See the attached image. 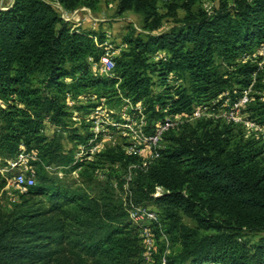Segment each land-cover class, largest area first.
Wrapping results in <instances>:
<instances>
[{"label": "trees", "instance_id": "trees-1", "mask_svg": "<svg viewBox=\"0 0 264 264\" xmlns=\"http://www.w3.org/2000/svg\"><path fill=\"white\" fill-rule=\"evenodd\" d=\"M57 1L72 10L93 8L97 0ZM167 1L172 23L162 27L156 0H117L116 13H135L143 30L123 36L110 77L89 71L88 57L104 54L100 31L72 29L46 0H12L0 9V162L8 165L33 149L40 159L37 182L19 201L9 209L0 201V264H142L137 227L122 203L111 193L63 187L45 167L70 172L83 164L73 148L61 149L59 136L47 141L41 134L45 119L68 132L74 145L92 136L66 123L63 91L90 87L108 102L140 103L142 132L151 135L165 115L189 113L224 94L236 100L249 89L243 112L264 124L261 57L240 59L264 42V0H217L209 10L194 9L198 0ZM159 52L165 56L155 57ZM171 74L179 80L174 87L165 82ZM154 76L160 91L152 89ZM209 123L164 133L171 143L147 168L118 146L100 153L104 163L133 164L136 204L152 200L167 213L165 228H155L160 242L153 264H264L263 148L241 131ZM6 178L0 175V195ZM156 186L163 191L153 196ZM178 212L195 225L181 222ZM165 235L176 249L167 251Z\"/></svg>", "mask_w": 264, "mask_h": 264}, {"label": "rangeland", "instance_id": "rangeland-1", "mask_svg": "<svg viewBox=\"0 0 264 264\" xmlns=\"http://www.w3.org/2000/svg\"><path fill=\"white\" fill-rule=\"evenodd\" d=\"M49 2L58 15L69 23L71 28L87 29L92 31H100L105 35V40L102 44L105 47L102 56L114 57L118 55L119 51L125 47L122 41L123 36L129 31L134 30L135 33L143 30L139 17L131 12L125 11L122 14L116 13L117 0H97L93 8L85 6L77 7L72 10L65 9L57 0H46ZM230 1V0H229ZM12 0H0V9L7 7ZM217 4V0H198L194 9L202 8L209 10ZM158 12L162 15V27H167L172 23V16L168 9L167 0H156ZM183 11L176 9L177 17L183 16ZM165 56L164 52H159L155 57ZM100 57V58H101ZM261 57L258 65L262 71V78L264 79V42L257 46L255 50L246 56H242L241 60L252 59L253 61ZM93 61L88 57L90 74L100 75L98 72L99 60ZM157 59V58H156ZM102 76L104 74H101ZM109 77L111 73H108ZM68 81V80H66ZM65 81V83H67ZM154 84L152 89L154 92L160 91L163 88L160 80L156 76L153 77ZM169 86H176L179 80L173 74L169 75L165 81ZM118 90V83L114 85ZM249 89H247V97L249 98ZM260 94L258 91L254 92ZM68 115L65 121L70 127H76L80 133L87 131L92 133V136L87 140L86 144L74 145L68 138V132H62L61 129L45 119L42 123L41 134L47 138V141L53 136H59L58 140L61 149L65 152L71 148L74 149L75 158L83 164L76 170L64 172L60 166H45L51 174L55 175L63 187L69 189L75 187H87L93 193H111L114 200L121 202L124 209L134 206L139 208L138 218L131 219L132 223L137 227L138 236L140 238L143 250L141 252L142 264H153L154 253L159 246V238L155 233V228L163 230L165 228L167 213L162 206L155 204L152 200H146L143 203L136 204L133 199L130 184L133 181L134 173L131 170L133 164L124 167L121 163L108 164L104 163L105 159L100 153L106 149L114 147H121L125 150L126 154L136 151L141 158V167L147 168L150 164L154 163L160 156V151L170 145V140L165 138V134L156 147L159 153L157 158L152 154L154 149L148 143H144L140 139L139 129L142 128L145 122L144 114H142V105L140 103L133 106L130 101L121 97V101L111 99L108 102V97L100 98L95 94V90L90 87L80 88L77 92L65 90L59 94ZM226 97L223 100L218 98L206 100L202 104L195 105L193 109L199 111L200 116H194L185 113L178 118V124L172 129L177 133L182 126L184 128L193 127L198 120L211 121L208 124L209 128L217 127L221 130L223 127L232 128L233 133L241 131L244 139L250 138L257 140L264 151V124L247 118V113L243 112L246 103H241L244 92L239 99L231 100V97ZM233 101V102H232ZM5 103L0 99V107ZM237 105V106H236ZM238 108V109H237ZM231 112H234L237 119L229 118ZM171 117L169 115L163 116L162 120ZM162 121V122H163ZM161 123L157 122L156 124ZM155 124V125H156ZM169 130V131H170ZM239 136V135H237ZM26 168L24 172L27 175L33 174L35 181L36 164L40 162L38 151L33 149L28 152ZM34 163V164H33ZM19 169H10L7 162L2 164L0 162V175L4 177H11L17 173ZM37 182V181H36ZM5 193L0 195V201L5 209H9L11 204L19 201V196L26 192L25 189L17 187L11 183L5 185ZM156 189L153 196H156ZM48 201L46 196H38L37 199ZM132 205V206H131ZM147 213H152L155 219H150L146 216ZM219 217H223L217 214ZM178 218L181 222L194 226V222L186 215L178 212ZM166 236V235H165ZM167 237V251L176 249L177 244L171 245ZM257 236L253 237L256 240ZM174 243V242H173ZM149 245L151 250L149 253L146 251V246ZM213 264V263H208Z\"/></svg>", "mask_w": 264, "mask_h": 264}, {"label": "built area", "instance_id": "built-area-1", "mask_svg": "<svg viewBox=\"0 0 264 264\" xmlns=\"http://www.w3.org/2000/svg\"><path fill=\"white\" fill-rule=\"evenodd\" d=\"M114 65V60L111 57L108 56H102L99 60V66H98V72L100 74H108L110 70L113 68ZM247 90L244 91V96L242 98L241 103H245L248 101V97L246 95ZM237 106V105H236ZM238 109V108H237ZM185 113L182 114H176L174 116L166 118L163 122L158 123L155 125V129L151 135H146L142 132V129H139L140 133V139L144 143H148L150 147L154 149V153L152 156L154 158H157L159 156L158 151L156 150V147L158 146L159 141L161 140L162 136L164 133L172 129L175 125L178 124V118L181 117V115H184ZM194 116H200L199 111L195 109L191 112ZM229 118L236 120L237 117L234 114V112H231L229 115ZM23 148V146H21ZM131 153L133 154H138L135 150L132 151ZM29 157V153H26L24 151H21L14 159H11L8 161V166L10 169L17 168L19 169L17 173H15L11 177L6 178V185H9L11 183L15 184L17 187H20L22 189H25L27 186L35 184V178L33 174L27 175L24 172L23 168H26V161L27 158ZM156 195L161 193L163 190L161 187L156 186ZM132 206V205H131ZM134 206L128 207V209H125L128 213V216L130 219H137L138 218V211L139 208H133ZM146 216L150 219H155L154 215L152 213H147ZM151 250V247L149 245L146 246V251L149 253Z\"/></svg>", "mask_w": 264, "mask_h": 264}]
</instances>
